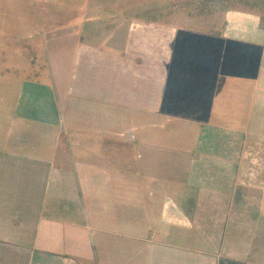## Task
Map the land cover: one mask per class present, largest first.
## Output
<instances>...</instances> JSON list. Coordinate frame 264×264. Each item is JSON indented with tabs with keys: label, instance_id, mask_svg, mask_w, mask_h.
I'll use <instances>...</instances> for the list:
<instances>
[{
	"label": "crops",
	"instance_id": "obj_1",
	"mask_svg": "<svg viewBox=\"0 0 264 264\" xmlns=\"http://www.w3.org/2000/svg\"><path fill=\"white\" fill-rule=\"evenodd\" d=\"M12 2L0 264H264V5Z\"/></svg>",
	"mask_w": 264,
	"mask_h": 264
},
{
	"label": "rangeland",
	"instance_id": "obj_2",
	"mask_svg": "<svg viewBox=\"0 0 264 264\" xmlns=\"http://www.w3.org/2000/svg\"><path fill=\"white\" fill-rule=\"evenodd\" d=\"M124 2L126 3L125 10L127 11H134L139 13V15L157 14L158 16H160L164 12H185L197 15L200 13L213 14V12H216L215 10H217V12L221 11L223 13L225 8L233 6L242 8L255 6L261 7L262 5H264V2L261 3V0L258 2L257 0H124ZM57 10H61L60 12H69L76 11L77 9L74 4H71L69 2H67V4H60V7L58 8H47V12ZM8 11L9 13L12 12L14 14V19H12V26H19L17 28H22L23 21L21 20V17L27 13L31 15L38 10L33 0H13L12 3L8 4ZM0 60V73L7 75V73H9L8 69H10V67H7L5 65V61H2L1 58ZM18 76L22 78L21 73H19ZM7 82V79H2V83H0V107H3L4 105L3 102H1V99L3 101L5 99L4 91ZM93 117L94 116L92 115V118ZM135 134V132H129L127 134V138L133 139L135 137ZM62 139L64 143L65 140L63 135Z\"/></svg>",
	"mask_w": 264,
	"mask_h": 264
},
{
	"label": "trees",
	"instance_id": "obj_3",
	"mask_svg": "<svg viewBox=\"0 0 264 264\" xmlns=\"http://www.w3.org/2000/svg\"><path fill=\"white\" fill-rule=\"evenodd\" d=\"M219 264H245L242 261L232 260L228 258H221Z\"/></svg>",
	"mask_w": 264,
	"mask_h": 264
}]
</instances>
